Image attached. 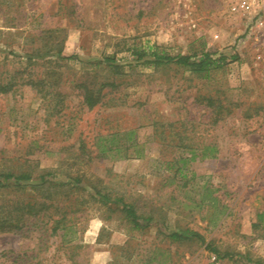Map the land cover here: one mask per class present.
<instances>
[{"label": "rangeland", "instance_id": "obj_1", "mask_svg": "<svg viewBox=\"0 0 264 264\" xmlns=\"http://www.w3.org/2000/svg\"><path fill=\"white\" fill-rule=\"evenodd\" d=\"M226 3L0 0V84L13 83L0 93V184L5 173L32 175L24 188L0 186V220L15 221L29 197L78 207L63 242V230L30 218L0 231V264H71V245L80 264H264V46ZM145 47L227 60L209 74L156 68L136 61ZM102 83L116 87L88 109L84 86ZM128 131L140 157L96 158L99 137L123 143ZM81 141L90 161L78 158ZM208 145L216 158L177 162ZM96 189L151 215V226L133 230Z\"/></svg>", "mask_w": 264, "mask_h": 264}, {"label": "trees", "instance_id": "obj_2", "mask_svg": "<svg viewBox=\"0 0 264 264\" xmlns=\"http://www.w3.org/2000/svg\"><path fill=\"white\" fill-rule=\"evenodd\" d=\"M133 55L136 58V61H142L144 65L153 66V67H164L169 65H175L177 67H183L186 70L192 73H207L215 70L223 66L226 62V57L223 55H218L215 57L213 53L201 52L200 56L198 54L194 55H176L172 56L164 51H158L154 47H145V48H136L133 50ZM103 63L106 64V67L112 69L115 74H120V70L122 68L121 65L116 64L114 57H105L103 59ZM115 88L116 85L114 83H102L98 88L96 84L94 86H84L83 91V103L87 106L88 109H93L97 106L101 100L102 95L101 92L105 87ZM13 88V83L7 82L5 84H0V93H6ZM126 135V140L122 143L120 142V138L117 134L104 135L98 138V153L96 154V158L99 157H110L112 158H129L132 156L140 157L142 154V150L138 149V144L133 143L132 135L133 131H128L124 133ZM80 153L78 154V158H84L87 161L92 159L91 151L88 153L89 149H85V143L81 141ZM133 147L134 153H129V149ZM218 155V149L215 145L205 146L202 151L198 152L196 149L190 150V156L180 158L177 162L182 164V168L189 161H194L197 158L200 159H208V158H216ZM182 170V169H181ZM4 185L0 186H17L19 188H24L25 185H31L30 182L32 180V175L30 173H5L2 175ZM41 185H45L48 181L46 177L41 176ZM2 181H0L1 183ZM76 182L81 183L82 179H76ZM41 187V186H40ZM96 196L99 197L104 204H108L113 202L114 204H118L120 207V211L124 214V218L130 224L133 230L144 231L149 228L153 222V217L151 215H143L139 214L133 205L130 203H126L122 198L111 199L109 195L103 194L100 190H95ZM78 211V207L72 204L69 205H61V202L56 199H44L43 197L31 198L29 197L26 201L16 203L15 207L12 209L13 212H17V217L15 221L12 219L6 218L8 220H0V231H14L18 228V223L20 221H25L26 218L32 219V225L39 227L40 224H44L45 222L51 223L49 229L51 230V234L55 235L59 230H63L61 235L62 242L65 241L67 236V232L72 230V228L76 225L74 222L75 217H73V212ZM263 214V213H262ZM262 214L258 216L261 217ZM27 220V219H26ZM190 236H197V234L185 231L178 232L173 231L169 234V237L173 240H183L187 239ZM67 242V241H66ZM71 242V240H68ZM79 248L78 245H71L72 252L70 253V262L71 264H80L77 257L75 255L74 250Z\"/></svg>", "mask_w": 264, "mask_h": 264}, {"label": "built area", "instance_id": "obj_3", "mask_svg": "<svg viewBox=\"0 0 264 264\" xmlns=\"http://www.w3.org/2000/svg\"><path fill=\"white\" fill-rule=\"evenodd\" d=\"M227 11L234 17L247 21V37L264 46V0H227ZM208 264H224L211 255Z\"/></svg>", "mask_w": 264, "mask_h": 264}]
</instances>
